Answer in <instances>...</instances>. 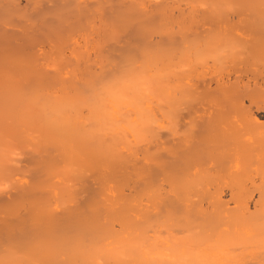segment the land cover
Listing matches in <instances>:
<instances>
[{
    "label": "rangeland",
    "instance_id": "obj_1",
    "mask_svg": "<svg viewBox=\"0 0 264 264\" xmlns=\"http://www.w3.org/2000/svg\"><path fill=\"white\" fill-rule=\"evenodd\" d=\"M207 16L233 22L239 18L241 24L239 23L238 26L241 30L256 31L255 33L264 35V0H0V60L1 57L9 54L14 56L24 54L21 57L28 55L32 57L38 76L37 79L32 80L35 83L28 84V88L23 93L33 92L34 112H37L34 116L36 114V119L39 120L35 132L33 130L34 133L30 135L27 133L26 138L24 134L21 143L12 145L0 142V260L2 259V262L6 260L5 258L11 257L6 261L10 262L7 264L11 262L15 264L21 257L22 261L18 262L21 264L22 257L30 256L28 259L39 260L38 255L43 259L46 255L45 260H49L50 264L53 262L57 264L58 261L63 263L64 259L61 255L63 253L66 255L65 259L67 258L63 264H77L76 262L82 259L86 261L82 260L78 264H88V262L89 264H128L127 258L131 259L130 253H134L137 257H135L136 261L132 254L131 261H134L128 260L130 264H172L173 261L162 259L159 254L163 255L164 251L169 252L168 249H174V253L179 252L180 249L183 255L189 254L190 248L187 244L195 238L196 244L193 240L195 247L189 251L197 255L194 257L199 256L197 259L200 262L198 263L195 258L196 262L193 259L192 262L185 264H201V259L206 260V258L207 261H203L202 264H210L213 262L212 257L215 258L217 254V259L225 258L226 261L227 258L228 261L231 258L228 262L264 264V242L262 247L258 242L253 241L254 245H252L248 240L256 241L254 234L249 235L251 233L249 228L258 226L255 221L260 220L257 217L260 215L257 207H254L255 210L251 204H246L247 199L250 196L254 197L255 194L247 193L239 202L232 201L224 193L218 196L201 193L175 195L166 192L167 189L162 182V144L166 134L165 119L162 115L164 107L160 100L161 85L159 86L162 76V42L167 34L192 28L187 27V24L192 23L193 27L197 25L199 30L208 27L203 24L199 26L197 21L201 22L203 17ZM196 21L197 24H194ZM247 64L253 67L254 63ZM138 75L143 76L140 78ZM138 82L142 83V89L137 93L139 110H134V107L131 109L129 105H122V100L117 101L115 97H111L118 88L122 89L128 83L135 85ZM248 91L255 97V103L251 107L252 113L250 112L252 114L250 116L255 120L253 124L264 128V81L256 80L253 84L249 83ZM256 101L260 103L256 104ZM0 104L2 128V124L8 125L9 117L4 102L0 101ZM93 109L97 112L95 113ZM182 114L184 111L181 110V114L179 111V115ZM62 119L64 122H61ZM128 125L130 128H127ZM172 127L171 125L168 130L171 141L175 137ZM182 129V125L179 126L180 136ZM61 134L62 137L68 136L75 143L83 146L80 149L78 144L73 143L71 151L79 147L80 151L76 149L79 151L78 155L83 150H87L86 154L92 149L96 150L93 153L94 157L101 151L106 152V149L115 155L114 157L110 154L113 158L109 155L104 159L106 163L102 164V167L106 170L98 171L99 179H97L98 172L95 173L94 169L91 173L96 175L93 174L94 176L91 175L93 178H89L91 173L85 172L84 177L88 176L89 179H81V182L67 175L64 166L67 159L64 152L66 148L60 145ZM81 155L85 158L84 154ZM87 155L89 156L88 153ZM96 160L98 163L99 160ZM114 170L117 172L116 175L122 173L118 175L119 179L121 178L118 183L123 179L127 181L124 189L119 186L122 182L118 185L122 195H120L122 205L118 206L119 209L116 208L118 210H113L116 205L112 206V198L106 184L107 181L116 180L113 178ZM117 170L122 172L118 173ZM107 171L114 173L111 176L112 180L109 178L110 175H107L109 173ZM102 172H105L104 175L108 178L101 176ZM251 182H256L253 175L247 181L248 184ZM123 184L125 185V182ZM121 189L125 190L124 194ZM65 194H68V197ZM148 197H151L152 204H149ZM133 200L140 205L137 204L139 206L136 207L135 203L129 204L134 202ZM211 200L220 204L212 205ZM153 203L155 205L152 207ZM127 206L129 209H125ZM130 208L139 211V216H136V212V215H133ZM202 209H207L204 210L206 211L203 212L204 215ZM243 210L245 211L242 212ZM10 211L13 212L12 215ZM119 211L122 215L126 213V216L129 215L127 217L132 218L125 229L121 228L119 219L122 215ZM248 213H252L249 216L253 213L256 215L251 216V219ZM241 218L255 225H247L244 222L247 227L242 230L239 228L242 224L240 221L243 220ZM230 219L233 224L229 222ZM230 223L232 225H229ZM261 227L259 226L260 233L261 230L264 232V227L262 229ZM256 228H252V233ZM260 233L257 232L258 235ZM248 235L250 238L247 237ZM222 240L227 241L225 244L229 240L235 241L231 243L234 247L237 245L239 248L238 244H241L243 248L237 250V247L235 249L230 246L232 249L227 248L229 252L223 251V248L215 250L209 248L216 243H222ZM232 241H229V244ZM53 243H57L58 246L53 247ZM117 250L124 261L120 255L118 256L120 253H117ZM145 252L149 256L144 255ZM12 253L15 260L17 258L15 262L13 255H10ZM79 256L84 258L78 260ZM106 258L107 262H105Z\"/></svg>",
    "mask_w": 264,
    "mask_h": 264
},
{
    "label": "bare ground",
    "instance_id": "obj_2",
    "mask_svg": "<svg viewBox=\"0 0 264 264\" xmlns=\"http://www.w3.org/2000/svg\"><path fill=\"white\" fill-rule=\"evenodd\" d=\"M209 17L208 16L203 17L201 22H199V20H197L199 26H201L203 24V25L208 26V27H205L204 29L201 28L199 30L197 25H196V27L195 26L193 27L192 23L191 24L189 23L190 25L187 24V27L190 26L192 28L189 27L190 28L189 30L178 31L175 33H171L169 35L167 34V36L164 38V40L162 42V45H163V52H162V56H161V68H162L161 74H162V76H161V84H159V86L161 85L160 86L161 87V89H160V92H161L160 93V100L162 101V104L164 107V114H162V115H164L165 130H166L165 138H164V141L162 144L163 145V147H162V149H163L162 160H161L162 161L161 162L162 182H163V186L167 189L166 192L168 191V192L173 193L175 195H178V194H184V195L192 194L193 195V194H200L201 193V194H209L212 196H218V194L224 193L225 195L230 197L232 199V201L234 200L235 202H239L241 200L240 198L244 197V195H247V193L255 194L254 197L250 196V198L247 199L246 204H249V205L251 204L253 209H255L257 207L256 209H258V214H260L257 216V217H259L260 220L256 219V221H255V223H258V224H256L258 226H253L252 224H254V223H252V222L250 223L251 226H253L252 228L258 227V229L256 228L257 231H256V229H254L253 230L254 233H252V228L250 227L251 228V230H250V228L248 227L249 233L251 232L249 235L252 236L251 234H254L255 235L254 237H256L257 239H256V241L252 240V239H248V238H250L249 235L247 236L248 237L247 239L250 240L249 243L252 242L251 243L252 245H254L253 244V241H254L256 243L258 242L263 247L264 232H262V230H261V233H260L259 226L264 227V128L256 127L253 124L254 119H252V117H251L252 114H250V112L252 113L251 107L253 106L252 104L255 103L254 102L255 97L248 91V84L249 83L253 84V82H255L256 80H259V81L262 80V82L264 81V69L262 70V68H264V35L258 34L259 33L258 31H257L258 33H255L256 31L255 32H253V31L249 32V30L248 31L245 29L241 30V28L238 26L240 23L238 20L239 18L237 19L236 22H235V20L233 22V21H229V20L225 21L223 19L216 20V19L209 18ZM197 21L194 24H197ZM7 43H9V42H7ZM5 45H7V44H5ZM31 51H32V49H31ZM17 56L9 54V55H5V56L1 57L2 61L0 60V101L4 102L5 108H6V111L8 112V117H9V119H7L9 121L7 123L8 125L3 126V124H2V128L4 127L5 130L2 129L1 125H0V142L2 141V142L12 144V145L17 144L19 142L21 143V141H23L24 137L26 138L28 134L30 135L31 133H34L35 132L34 129L37 128L36 125L39 122V120L36 119L37 118V115H36L37 112H34V106H33V100H32L33 99L32 98L33 92H31V94H27L26 92H25L26 94L23 93V91H25V89L28 88V86H29L28 84H30L33 79H35V78L37 79L38 74H36V71H35L36 68H35V66H33L34 63H33L32 57H30L29 55L28 56L25 55L27 57H21V56H24V54L19 55V57H17ZM88 56H90V55H88ZM248 62L254 63L253 67H249V64H247ZM63 63L64 62H62V64ZM58 65H59V63H58ZM75 69H73V70H75ZM72 74H74V73H72ZM88 74H89V72H88ZM39 75H40V73H39ZM80 76L82 77V75H80ZM142 76L143 75H141L139 77L141 78ZM135 81H134V83H136ZM32 83H35V82L33 81ZM138 83L135 85H133L132 83H128L127 85L124 86V88H122V89L118 88V90H116V93L115 92L113 93L114 95H117V97L114 96L110 92L112 94L111 97L112 98L115 97V100L117 99V101L122 100V102H121L122 105L123 104L127 105V106L129 105V106H131V109H132V107H134L133 108L134 110H136V111L139 110L140 109L138 106V98L139 97H138L137 93L140 92V89H142V86H141L142 83H140V82H138ZM122 85H124V84H122ZM30 88L33 89V87H30ZM109 88H110V86H109ZM144 89L145 88H143V90ZM106 90L109 91L108 89H106ZM110 90H111V88H110ZM102 91H104V90L102 89ZM23 94H24V96H23ZM112 100H114V99H112ZM59 101H61V100H59ZM116 102H115V104H116ZM257 102L258 101H256V104H257ZM245 103H247V105H245ZM259 103L260 102H258V104ZM56 105L59 106L58 104H56ZM69 106H70V104H69ZM114 106H116V105H114ZM180 107H181V109H180ZM54 108H55V106H54ZM54 108H53V110H54ZM60 108H61V106H60ZM94 108L96 109L97 107H94ZM42 109L44 110L43 107H42ZM95 109H93L94 112H95ZM0 110H1V106H0ZM62 110H63V108H62ZM65 110H64V112H65ZM68 110H69V108H68ZM98 110H100V109L98 108ZM181 110L184 111V114L179 115V111L181 114ZM3 111H5V110H3ZM58 111H59V109H58ZM101 111H102V109H101ZM140 112H141V110H140ZM34 113H36L35 116H34ZM56 113H57V109H56ZM40 114H41V112H40ZM59 114H61V113H59ZM100 114H102V112ZM100 114H99V116H100ZM60 116H59V118H60ZM104 117H102V118H104ZM63 119H65V118H63ZM63 119L61 122H64ZM103 121H104V119H103ZM2 122H3V120H2ZM2 122L0 121V123H2ZM254 122H255V120H254ZM142 123H143V121H142ZM140 125H141V123H140ZM171 125L173 126L172 128H174V130L172 129L174 132L173 136H175V137H173L172 141H171V139H169V136H168V134H169L168 130H169ZM181 125L183 128L182 129L183 132L181 133V136H180L178 133V131H179L178 129H179V126H181ZM47 126H48V124H47ZM70 128H72V127H70ZM127 128H130V126ZM33 130H34V132H32ZM71 130H73V129H71ZM65 131H66V129H65ZM78 132H76V134ZM24 134H26V135L24 136ZM58 135H59V133H58ZM62 135L63 134H61V136H60L61 137V144L60 143L59 144L62 147L69 149V150L64 149V152L67 155L66 165H64V166H65L66 172H68V174L67 173L66 174L69 177L71 176V178H73L74 180L81 182L80 181L81 179L88 178V176L84 177L85 172L91 173V171H93V169L96 170L95 173H97L100 170L101 171L106 170V169H103L102 164L105 165L106 162L104 159L107 156H109L110 154H112L111 152L109 153L108 149H106V152L101 151L100 153H97L96 157H94L95 154H93L96 152V150H93V149L88 150L87 153L89 154V156L87 155V153L85 154V152L87 150L86 151L83 150L84 153L81 152L80 155H78L80 149H82L83 146L81 147L79 143H75L74 140H71L70 138H68V136H64L65 137L64 138V137H62ZM143 135L145 136V134H143ZM73 136H75V135H73ZM90 141H91V139H90ZM62 143H63V145H62ZM73 143L75 145L78 144L79 147H81L79 149V147L76 146L79 151H76L77 148H75V150L71 151L73 148ZM86 149H89V148H86ZM89 151H90V153H89ZM97 151H99V150H97ZM70 152H72V153L70 154ZM81 154H84L85 158ZM100 155H101V157H100ZM112 155H114V154H112ZM97 156H99L100 158H97ZM111 157L113 158V156H111ZM114 157H115V155H114ZM96 159L99 160L98 163H97ZM106 166H107V164H106ZM109 171H107V173ZM93 172L89 175L90 176L89 178H93V176L96 175ZM100 172L97 173V176H98L97 179H99L98 174ZM114 172H115V170H114ZM119 172H122V171H118V173ZM102 173H103V175H102ZM102 173H101V176H104L105 179L108 178L107 175H110L109 178H111V176L114 175V173L111 174V172H109L108 174L106 173L107 175H104L105 172H102ZM116 173L117 172H115L116 177L113 176V178H115L116 180H112V178H111V180L114 183L111 184L112 181L106 182V184H108L109 194L111 195V198H112L111 199L112 200L111 201L112 206L116 205L113 207L114 208L113 210H115L116 208L119 209L120 207H118V206L122 205V203L120 202V200H122L121 199L122 195L120 194L119 186H121V188L123 187V189L125 186H127L126 185L127 181H123L124 179L121 180L123 186L119 185V184H121V182L120 183H118V182L121 178L119 179L120 176H118V175H120L122 173H119L118 175H116ZM66 174H64V175H66ZM91 175H93V176L91 177ZM252 175L255 177L256 182H251L250 183L251 185H250L247 183V181L250 179V177ZM150 176L152 178V175H150ZM103 182H104V179H103ZM124 182H125V185L123 184ZM60 189L62 190V188H60ZM125 189H127V188H125ZM61 190H59V191H61ZM124 191L122 190L123 194H124ZM56 193H58V192H56ZM58 194H60V193H58ZM65 195H67V197H68V194H65ZM106 199L108 201V197ZM147 199H148L149 204L150 203L152 204L151 197L150 198L148 197ZM60 200H61V197H60ZM67 200H68V198H66V201ZM135 201L129 202V204L135 203ZM125 202H127V201H125ZM125 202H123V203H125ZM135 204H136V207L140 205V203H137V202ZM137 204H139V205H137ZM210 204L218 205L220 203L218 201L211 200ZM154 205H155V203H153V205H151V206L153 207ZM200 206L202 207V203ZM128 207L129 206H127L125 209H127ZM189 208H190V204H189ZM12 209L13 208H11V210ZM118 209H116V210H118ZM125 209H123V211ZM130 209L132 210V208H130ZM134 209H135V207H134ZM202 210H201V212L203 214L204 210H207V209H202ZM245 210L247 212L248 209L246 208ZM245 210H243L242 212H244ZM3 212H4V210H3ZM125 212H126V210H125ZM128 212H129V210H128ZM132 212H133V215H136V213H137L136 216H139L138 215L139 211L136 212V210L135 211L132 210ZM242 212H240V214ZM9 213L12 215L13 212L10 211ZM119 213L121 214V211H119ZM14 214H15V212H14ZM250 214H252V213H250ZM250 214L248 213V216ZM256 214H257V212H256ZM256 214L253 213V215H251V216L255 217ZM34 215H36V214L34 213ZM124 215L126 216V213L123 214L122 216H120L119 220H120V224L122 226L121 228L125 229L127 226H129V222L132 218H131V216H130L131 219L129 217H127L129 215H127L126 217ZM215 215H217V214H215ZM251 216H249V217L251 218ZM5 217H7V216L5 215ZM250 218H248V219H250ZM231 219L229 222H231L233 224ZM241 219H243V218H241ZM243 220H242V222L240 221V223H242L240 225V227L238 226V223H237V227L242 229V228H246L247 225H250L247 222L248 220L247 221H245V219H243ZM91 221L93 222V220H91ZM95 222H96V220H95ZM127 222H128V225H127ZM244 222H246V224H247L246 226H245V224H243ZM89 223H91V222L89 221ZM116 223H118V222H116ZM231 223L229 225H232ZM88 224H87V226H88ZM232 227H234V225ZM263 227H261V229ZM114 229H115V227H114ZM175 229H176V227H175ZM257 232L260 234L258 235ZM118 236L116 238H118ZM166 236H168V235H166ZM193 240L195 241V244H196L195 238L192 239V241L189 243L186 242V244L188 243L187 245H188V248H190V249H194V247H195ZM229 241H232V240H229ZM229 241H228V243L225 244V242H227V241L223 242V240H222L221 242L223 244L219 242L218 244L216 243V245H214V246L210 245L212 247H209V248L211 250L223 248L222 249L223 251L228 250L227 252H229V249H232V247H234L231 243L235 242V241H232L229 244ZM74 243L76 244V242H74ZM174 244H175V242H174ZM251 244H250V246H251ZM56 245L58 246L57 243H55V244L53 243V247ZM60 245L62 247V244H60ZM238 245H239V248L237 245H235L238 249L236 247H234V248L237 250L243 248L242 246H240L241 244H238ZM256 245H258V244H256ZM77 246L80 247L79 245H77ZM230 246H232V247L230 248ZM61 247H59V248H61ZM83 248H84V246H83ZM115 248H117V247H115ZM176 248L178 250V247H176ZM227 248H229V249H227ZM173 250L174 249H168L167 251H169V252L165 253V251H164L163 255L159 254L160 258H162V259L166 258L167 260L170 259V261H173L174 264H185V262H192L193 259L195 260V258L197 259L199 257V256L194 257L197 255L193 254L192 251H189V250H188L189 254L186 253L189 256H187L186 254L183 255V253H182L183 251L182 250L180 251V249H179V252H176V253H174L175 250L174 251ZM56 251H57V249H56ZM115 251H116V249H115ZM42 252H44V251H42ZM210 252H212V251H210ZM97 253H99V252H97ZM117 253H120V252L118 251ZM27 254H28V252H27ZM47 254H49V253H47ZM56 254H58V253L56 252ZM146 254L148 255L147 252L144 253V255H146ZM224 254H225V256H227L226 253H224ZM10 255H13V253ZM43 255H45V254H43ZM61 255H63V259L65 261L67 258L65 259L64 256H66V255H64L63 253ZM72 255H73V251H72ZM119 255L121 256V253L118 254V256ZM131 255L134 257V260L137 258L136 256H134L135 255L134 253H130L131 259H132ZM217 255L215 257L216 259H217ZM22 256H24V255H22ZM38 256H39L38 257L39 260H36L37 258H35L34 259L35 261L28 259V258H30V256L28 258L25 257L26 259L22 257V259H23L22 263L23 264H24V262H25V264H50L51 263V262H49V260L48 261L45 260L46 255L44 256V259L41 257V255H38ZM107 256H108V254H107ZM159 256H157V257L159 258ZM185 256H187V257H185ZM211 256H213V254ZM17 257H19V256H17ZM40 257H41V259H40ZM69 257H71V255ZM110 257H112V256H110ZM121 257L123 258V256H121ZM10 258L11 257L5 258L6 260L3 259L4 262H2L1 261L2 259H1L0 264L10 263V262H6ZM13 258H14V255H13ZM47 258L50 259L48 256H47ZM80 258H84V257L79 256L77 259L79 260ZM97 258H99V257H97ZM215 258L212 257L211 260L213 262L210 264H240V262H241V261H239V262L237 261L238 263L228 262V261H230L231 258H229L228 261H227V258H226V261H224L225 258H222V260L220 258H218L220 260H218V259L215 260ZM63 259H61V260H63ZM116 259L114 261H116ZM127 259L130 260L129 262L134 261V260L131 261L130 258H127ZM16 260H17V258H16ZM16 260L14 258L13 261L15 262ZM51 260H52V258H51ZM82 260H83V262L86 261V259L85 260L82 259ZM82 260H79L76 263L78 264V262H81ZM110 260L108 263H110ZM128 260L126 263L130 264L128 262ZM9 261H11V260H9ZM20 261H22L21 257H20ZM20 261H16L15 264H17L18 262L20 263ZM64 261H62V262L64 263ZM107 261L108 260L106 258L105 262H107ZM114 261H112V263H114ZM123 261H124V258H123ZM201 261L202 262L207 261V258H206V260L201 259ZM216 261H218V262H216ZM219 261H221V262L219 263ZM58 262H57V264H58ZM99 262H101V260ZM173 262H172V264H173ZM195 262H196V260H195ZM197 262L199 263L200 261L198 260ZM202 262H201V264H202ZM225 262H227V263H225ZM60 263L61 262H59V264ZM63 263H61V264H63ZM89 263L90 262H88V264ZM133 263H135V262H133ZM11 264H12V262H11ZM52 264H56V263L53 262ZM70 264H72V263H70ZM82 264H84V263H82ZM144 264H146V263H144Z\"/></svg>",
    "mask_w": 264,
    "mask_h": 264
}]
</instances>
